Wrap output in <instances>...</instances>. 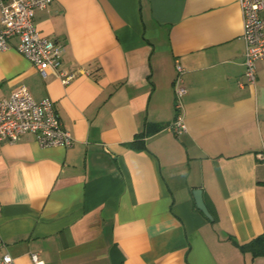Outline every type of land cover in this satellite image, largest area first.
<instances>
[{"label":"crops","instance_id":"crops-1","mask_svg":"<svg viewBox=\"0 0 264 264\" xmlns=\"http://www.w3.org/2000/svg\"><path fill=\"white\" fill-rule=\"evenodd\" d=\"M33 16L74 76H42L12 38L0 50V99L20 84L49 98L74 143L0 141V255L264 264L230 239L264 232V58L254 84H241L239 0H53ZM176 63L187 88L179 135L166 128Z\"/></svg>","mask_w":264,"mask_h":264},{"label":"built area","instance_id":"built-area-1","mask_svg":"<svg viewBox=\"0 0 264 264\" xmlns=\"http://www.w3.org/2000/svg\"><path fill=\"white\" fill-rule=\"evenodd\" d=\"M53 0H0V50L10 47V40L16 38L15 48L37 68L42 76L49 72L67 83L74 76L60 69L63 45L43 35L37 27L34 16L37 9L46 8ZM242 13L243 80L241 84H254L256 63L264 58V0H239ZM185 69L175 64L172 86L174 111L176 115L166 127L173 134L186 131L182 97L187 93L184 86ZM0 99V141H16L31 134L41 146L70 147L74 138L61 122L52 100L36 101L24 84ZM264 158V153H258ZM35 264H41L36 254H31ZM9 253L0 255V264H14Z\"/></svg>","mask_w":264,"mask_h":264},{"label":"trees","instance_id":"trees-1","mask_svg":"<svg viewBox=\"0 0 264 264\" xmlns=\"http://www.w3.org/2000/svg\"><path fill=\"white\" fill-rule=\"evenodd\" d=\"M133 146V143H131ZM143 147L141 145L139 148ZM232 243L240 249L241 252H249L252 257H264V232L252 238L248 242L238 244L234 238L230 237Z\"/></svg>","mask_w":264,"mask_h":264},{"label":"water","instance_id":"water-1","mask_svg":"<svg viewBox=\"0 0 264 264\" xmlns=\"http://www.w3.org/2000/svg\"><path fill=\"white\" fill-rule=\"evenodd\" d=\"M193 195H194V198L195 199V203H196V206L197 208L202 211V213L208 217L209 219H212V215L210 214L209 211H207V207L203 201V197H202V191L198 188V189H195L193 191Z\"/></svg>","mask_w":264,"mask_h":264}]
</instances>
